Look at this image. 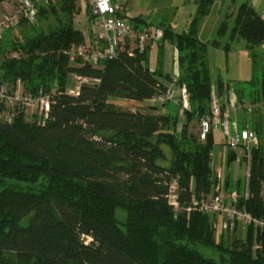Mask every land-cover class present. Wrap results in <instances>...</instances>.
<instances>
[{
	"label": "trees",
	"instance_id": "trees-1",
	"mask_svg": "<svg viewBox=\"0 0 264 264\" xmlns=\"http://www.w3.org/2000/svg\"><path fill=\"white\" fill-rule=\"evenodd\" d=\"M73 1L65 0L70 13ZM215 1L196 0L197 15L185 33L143 22L144 28L164 33L154 46L159 51L155 68L150 59L154 47L136 57L123 53L100 67L70 65L64 51L86 40L71 20H60L47 33L23 42L5 40L9 32L0 40L2 84L22 83L31 92L58 84L63 91L45 122L27 121L24 114L12 124L0 122V264H13L9 253L23 264H264V231L249 226L245 238L218 242L217 218L176 212L169 203L173 182L182 206L218 185L215 132L204 142L187 128L180 137L168 132L175 157L171 167H164V150L152 137L163 131L168 119L106 103L112 97L146 102L172 83L186 87L189 108L184 112L200 120L211 112L214 90L222 109L230 91H236L239 102L264 100V75L232 89L223 78H213L208 59L211 48L222 49L228 58L236 41L244 42L247 50L264 45V18L243 3L236 14H225L213 41L201 40L200 21ZM45 12L42 8L40 17ZM124 16L135 29V20ZM167 42L184 71L175 80L163 71ZM4 45H10L7 52H2ZM12 52L19 55L10 56ZM73 74L90 81L81 85L78 95L64 91ZM242 116L240 127L258 138L250 177L235 184L228 175L224 189L231 186L241 208L264 218V116L250 121ZM106 131L112 135H103ZM236 155L228 150V165ZM118 209L125 211L124 221L118 219ZM256 244L261 248L254 249ZM197 245L219 250L220 261L205 257Z\"/></svg>",
	"mask_w": 264,
	"mask_h": 264
},
{
	"label": "rangeland",
	"instance_id": "rangeland-1",
	"mask_svg": "<svg viewBox=\"0 0 264 264\" xmlns=\"http://www.w3.org/2000/svg\"><path fill=\"white\" fill-rule=\"evenodd\" d=\"M129 3L124 9V15L130 17L135 22V31L139 33L141 28H144V23L151 24L153 27H163L174 34H181L188 32L189 26L192 20L197 15V3L196 0H128ZM243 3H249L252 5L264 18V0H216L212 6L210 12L202 18L199 24V37L201 40L213 41L216 38L217 31L220 24L224 20L225 14L237 12L239 6ZM73 13H70L65 9V0H56L52 4L47 12L43 13L35 25H22L11 30L6 36L5 40L16 42H23L26 38H32L40 33H47L50 28L56 27V24L62 20V22L73 21L76 29L81 30L86 37L85 44L94 43L97 40L98 28L95 24V17L89 7H86L82 0L73 1ZM67 7V6H66ZM234 14V15H235ZM138 19V20H136ZM144 22V23H143ZM222 40V39H221ZM226 41L225 39L223 40ZM10 45H4L2 52H7ZM158 48L154 47L151 50L150 59L151 67L157 66ZM19 53L12 52L10 56H18ZM2 56L0 55V61ZM212 76L214 79L221 77L227 84L231 85L232 89L241 87L244 81L252 80L253 78H261L264 75V45L255 48L254 50H247L244 42L236 41L233 44V49L226 57L222 49L211 48L208 55ZM71 65V64H70ZM163 71L166 74H171L176 78L184 75V71L178 67L176 61L175 48L172 44L166 43L163 50ZM183 72V73H182ZM84 83H90L80 79L76 75H70L68 77V83L65 92L70 93L76 91ZM243 87V86H242ZM176 88V85H175ZM245 88V86L243 87ZM236 92V91H233ZM232 92V93H233ZM236 94V93H235ZM237 95V94H236ZM239 100V98H238ZM107 105L111 108L123 110V111H142L143 113H149L157 115L159 117H165L168 119V123L165 125L161 133H157L152 137V140L159 144L165 153V160L160 161L164 167H171L175 157L173 146L169 143L170 137L168 132L180 137L187 128L189 134L195 136L199 135L200 120L196 116L187 115L176 104L159 105L152 104L151 102H136L121 97H112L107 99ZM242 108L233 111V118L239 123L241 115L248 121L254 116H264V100H260L258 103H252L250 98H246L240 102ZM245 113V114H244ZM241 114V115H240ZM30 113L27 114L26 120L32 121L38 118L39 114H34L30 117ZM240 115V116H239ZM250 125V124H249ZM232 126V124H231ZM165 133V134H163ZM105 136L112 135L111 132L106 131L103 133ZM217 146L213 152V169L215 174H219V182L222 187V193L228 197L232 191L225 188V177L228 175L234 176L235 184L244 183L246 178V158L244 150H237L238 153L233 164L227 163L228 148L224 149L222 146H226L224 138L220 130L215 131ZM169 139L167 142H163V139ZM181 141L180 139H178ZM237 153V152H236ZM243 156H241V155ZM238 157H240L238 160ZM230 177V176H228ZM236 188L237 186H235ZM178 186L176 182H173V190L177 192ZM126 216L125 211L122 209L117 210V217L120 221H124ZM31 216L23 220L22 224H27ZM218 229L216 231V238L219 242L222 238H225L232 242L236 238H245L247 228L243 225H237L232 231H222L224 225L222 221H217ZM197 251L203 254L207 258H214L220 261L221 252L214 248H207L201 245L194 247ZM12 259L13 264H23L20 262L16 255L13 253L7 254Z\"/></svg>",
	"mask_w": 264,
	"mask_h": 264
},
{
	"label": "built area",
	"instance_id": "built-area-1",
	"mask_svg": "<svg viewBox=\"0 0 264 264\" xmlns=\"http://www.w3.org/2000/svg\"><path fill=\"white\" fill-rule=\"evenodd\" d=\"M89 7L95 17L98 28L97 40L94 43L83 44L77 48L64 51L71 65H92L100 67L105 61L118 60L123 53L136 57L145 54L148 48L154 47L163 39L161 28H144L136 33L130 21L124 16V9L128 0H82ZM56 0H7L0 5V40L11 30L22 25H35L40 18L42 8L48 9ZM2 70L0 68V79ZM80 78V77H79ZM83 79V78H80ZM87 81V79H83ZM81 88V87H80ZM80 88L71 91L70 95H78ZM230 91L226 108L222 109V102L215 90L212 93L213 104L211 112L200 119L199 139L205 141L211 132L220 130L228 150H244L246 160V178L250 177L252 150L258 143L255 132L249 128L242 129L233 118V111L242 108L238 96ZM63 93L58 84L51 89L40 88L35 92L28 91L22 83L15 86L0 82V122L12 124L22 114L27 116L39 114L33 120L45 122L49 117L51 104ZM133 101V100H132ZM137 102V101H136ZM152 104L178 105L182 111L189 108L188 93L185 86L175 84L168 86L164 92L158 93L151 100ZM144 103V102H143ZM135 112V111H133ZM32 120V121H33ZM232 124V126H231ZM218 179L221 176L217 175ZM220 180V179H219ZM178 190V189H177ZM248 196V193L245 194ZM169 203L176 212L184 210L188 213L198 212L222 221V231H232L237 225L264 231V218H256L245 208L239 206V194L233 191L228 197L222 193L220 182L214 191L200 197L193 196L192 201L182 206L178 191L171 186L168 195ZM256 244L254 249H260Z\"/></svg>",
	"mask_w": 264,
	"mask_h": 264
},
{
	"label": "crops",
	"instance_id": "crops-1",
	"mask_svg": "<svg viewBox=\"0 0 264 264\" xmlns=\"http://www.w3.org/2000/svg\"><path fill=\"white\" fill-rule=\"evenodd\" d=\"M171 85H172V83H171V84H168V86H171ZM215 142H216V146H217L218 144H217L216 139H215ZM222 148H223V150H224V149L226 148V146L223 145ZM226 149H227V148H226ZM214 150H215V149H214ZM239 151H240V150H239ZM239 151H235V152H237V154H238V153H240ZM240 155H241V154H240ZM242 155H244V154H242ZM242 155H241V156H242ZM242 157H243V156H242ZM239 158H240V157H238V160H240ZM217 175H218V174H217Z\"/></svg>",
	"mask_w": 264,
	"mask_h": 264
}]
</instances>
